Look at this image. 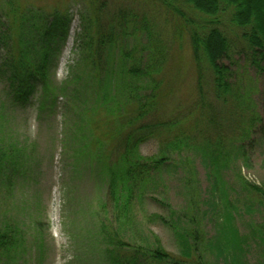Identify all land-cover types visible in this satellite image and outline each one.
Wrapping results in <instances>:
<instances>
[{
  "label": "trees",
  "instance_id": "obj_1",
  "mask_svg": "<svg viewBox=\"0 0 264 264\" xmlns=\"http://www.w3.org/2000/svg\"><path fill=\"white\" fill-rule=\"evenodd\" d=\"M144 1L160 4L191 29L193 53L198 70L203 74L200 88L204 95V87L210 85L215 100L206 104L205 100L201 102L203 110L209 112L201 121L205 126H198L197 134L189 129L168 136L166 131L179 127L176 119L159 117L151 108L156 103L159 88L154 76L163 56L156 46L150 23L146 19L140 20V13L122 10L115 16L118 21L108 24L96 18L103 30L97 33L94 41H89L88 35V42L79 45L82 61L86 64L82 70L89 67L88 74H94L92 80L96 82L94 92H88L86 84L87 90L83 94L73 88L74 84L83 81L80 74L72 73V80L59 87L54 86L50 74L70 35L68 15L57 11L51 16L36 13L26 17L20 5L11 12L4 7L2 9L11 16L2 19L9 27L12 22L17 34L11 37L16 40V48L8 50L9 58L0 65V83L4 84L3 96H0V196L12 199L14 194L15 198L17 188L25 186L27 181L32 182V176H36L37 147L20 140L14 132L12 118L18 111L31 106L40 88L43 94L40 112L48 107L52 109L59 97L67 100L66 108L70 111L63 114L66 127L62 145L67 157L70 156L71 173L82 170L83 176L98 178L106 216L98 223L96 239L97 252L100 251L104 264H212L208 252H216L217 259H224L223 264H246L244 256L251 249V237L243 234L237 221L247 216L237 207H228L227 179L231 166L245 154L244 143L253 132L254 118L248 126L234 124L237 128L231 136L227 130V126L232 125L230 119L222 114L220 117L215 104L220 101L224 105L230 104V111L238 115L235 101L239 103L242 99L234 83L233 71L226 64L236 44L223 29L225 18L229 17L232 26L240 32L241 44L251 53L253 63L261 68L264 64V0ZM15 14L21 15V22L14 18ZM140 21L143 22L141 28ZM117 24L119 29H116ZM131 25L133 29L130 30ZM21 28L25 31L19 34ZM9 32L6 29L0 33L1 44L10 38ZM137 35L148 40L144 49L125 44L127 39L138 38ZM119 39L124 45L116 49L123 62L119 71L122 84L117 87L114 78L99 79L101 76L97 74L106 72V61L111 60L112 46ZM86 51L91 57H85ZM71 103L78 106L77 110H83L92 122V130L85 127L79 116L72 119L74 114L68 106ZM100 109L107 111L109 117L94 123L92 114ZM125 115L127 118L124 119ZM112 116L118 125L115 133L111 128ZM230 116L232 118L233 114ZM151 140H158L161 150L154 157H144L139 150ZM228 146L231 149L226 150ZM188 154L195 157V162L201 161L205 165L209 188L200 197L197 182L187 176L182 189L189 199L187 206L178 210L170 200L168 177L176 163H190ZM238 178L250 204L247 213L252 215L259 205L264 206V187L249 183L241 176V170ZM205 201L213 204L221 201L226 206L219 229L212 237L204 229L205 221L211 219L208 210L204 209ZM148 202L158 212L148 213ZM153 225L172 233L178 254L163 246L162 239L151 230ZM26 236L23 226L10 215L0 216V264L25 262ZM252 238L258 246L264 245V223L257 226ZM38 250L42 263V244Z\"/></svg>",
  "mask_w": 264,
  "mask_h": 264
},
{
  "label": "rangeland",
  "instance_id": "obj_2",
  "mask_svg": "<svg viewBox=\"0 0 264 264\" xmlns=\"http://www.w3.org/2000/svg\"><path fill=\"white\" fill-rule=\"evenodd\" d=\"M21 6V12L30 16L36 13L51 16L59 11L68 15L71 19L70 35L66 41L62 53L60 54L56 66L50 71L54 86L72 80V73L81 75L83 81L74 84V89L83 93L89 87L88 92L95 91V83L92 78L94 74H88L89 67L83 72V53L79 49L80 42L94 41L97 33L103 30L96 23V18H100L105 24L118 21L116 15L122 10H134L140 13V20L146 19L155 33L156 46L161 51L162 59L156 73L155 84H158L157 99L151 108L159 117H170L176 119L178 126L170 128L168 136L186 130H194L197 134L198 126H205L201 121L208 115V111L203 110L202 100L212 103L211 86L204 87V95L200 88L201 76L191 44V29L185 21L168 12L160 4L147 2L144 0H0V33L8 29L10 38H6L5 43H0V65L9 58L8 50L16 43L17 34L12 22L9 27L8 22L2 18H8L11 14L2 8H7L10 12L16 6ZM131 14V13H130ZM133 14V13H132ZM131 17V16H129ZM17 22H21V15L15 14ZM117 19V20H116ZM115 21V22H114ZM136 23V22H135ZM133 23V24H135ZM225 32L235 41L236 47L231 58L226 61L234 74V83L242 99L236 103L237 113L230 111V104L224 105L216 102V111L230 119L232 125L227 126V130L232 136L237 128L234 124L249 125L250 119L254 118L253 132L244 143L245 154L235 165L231 166L228 173V194L227 202L229 206L237 207L246 213L247 217L237 221L238 227L243 234L251 237V249L245 254L246 264H264V245H257L252 238V233L257 226L264 223V206H260L256 213L248 214L247 207L250 205L248 198L244 195L239 181V170L241 176L251 184L264 187V64L258 68L253 62L251 53L239 40L240 32L232 26L229 17L225 18ZM4 25V26H3ZM6 26V27H5ZM143 22L140 21V28ZM130 30L133 26H129ZM116 29H119L118 24ZM25 31L21 28L18 33ZM138 38H131L125 41L130 47L138 46L144 49L148 42L142 35ZM10 42V46L9 43ZM129 43V44H128ZM8 44V46H7ZM121 45L122 39L116 40L112 46V56L110 61H106V72L97 74L99 79L112 77L119 87L122 83L120 69L122 60L120 54L116 52ZM126 46V45H125ZM88 50V49H87ZM85 57H91L86 51ZM18 56V54H17ZM19 58V56H18ZM81 64L78 65V63ZM84 64V65H83ZM117 72V73H116ZM116 73V75H114ZM209 78V74H206ZM119 89V88H118ZM4 84L0 83V96H3ZM42 91L39 88L31 106L26 110H20L13 115L12 123L14 132L21 138L29 141L30 145L35 144L38 151L36 161V176H32V182L27 181L25 186L17 188L12 199L10 196H0V216L7 215L15 219L20 226L26 230L27 248L24 251L25 262L22 264H104L103 259L97 252L98 239H96L98 223L106 216L102 209V190L97 177L82 175V170L76 174L71 173V161L69 155L63 148L66 124L63 122L64 112H68L67 100L59 97L58 101L51 109L48 107L44 112H40L42 102ZM80 100L81 97H80ZM71 109L72 119L79 116L84 120L87 129L92 130V122L84 115L83 110H77L75 103L68 105ZM82 106L81 108H83ZM105 108V107H104ZM129 108L134 109L132 106ZM244 111V112H243ZM134 111L131 112V115ZM231 113L233 117L231 118ZM244 115V118L241 117ZM240 115V116H239ZM74 116V117H73ZM94 123L107 120L109 114L100 109L92 114ZM127 115L124 116V119ZM146 119L148 116L145 117ZM70 119V122H72ZM116 118L112 116L111 128L118 130ZM123 119V118H122ZM257 120V122H255ZM88 123H90L88 125ZM95 126V131L98 132ZM101 133V131L99 132ZM98 135V133H97ZM198 136V135H197ZM196 144V143H193ZM231 149L229 146L226 150ZM161 148L158 140H151L143 144L140 153L144 157H154L159 154ZM190 163L179 162L168 177L167 183L173 207L180 210L187 206L188 195L182 189L184 179L192 177L199 188L198 195L204 196L209 188V180L205 165L201 161L195 162V157L188 154ZM80 169V168H79ZM78 169V170H79ZM202 191V192H201ZM207 199H210L207 197ZM150 204V202H148ZM147 203V205H148ZM204 209L211 215V219L205 221V232L212 237L219 229L221 219L226 211L225 202L219 201L213 204L205 201ZM147 212H158V209L150 204L146 206ZM140 209V206L138 207ZM9 213V214H8ZM140 218V211H138ZM151 230L162 239L163 246L171 253L178 254V247L172 233L161 226L153 225ZM42 244L44 250L43 262L38 258V246ZM22 255H20L21 257ZM209 261L212 264H223L224 259H217L216 252H208ZM243 261V260H242Z\"/></svg>",
  "mask_w": 264,
  "mask_h": 264
}]
</instances>
